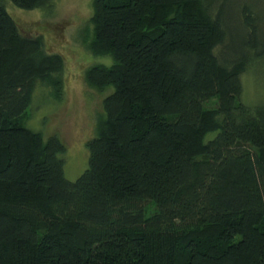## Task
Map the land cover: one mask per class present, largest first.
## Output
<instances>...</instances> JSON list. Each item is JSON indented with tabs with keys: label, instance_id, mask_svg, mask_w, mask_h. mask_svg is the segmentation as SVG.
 <instances>
[{
	"label": "trees",
	"instance_id": "obj_1",
	"mask_svg": "<svg viewBox=\"0 0 264 264\" xmlns=\"http://www.w3.org/2000/svg\"><path fill=\"white\" fill-rule=\"evenodd\" d=\"M50 2L0 0V264H264V105L238 79L256 17L230 39L225 0H92L86 49L110 64L84 81L111 92L69 182L63 144L18 123L60 58L5 8Z\"/></svg>",
	"mask_w": 264,
	"mask_h": 264
},
{
	"label": "rangeland",
	"instance_id": "obj_2",
	"mask_svg": "<svg viewBox=\"0 0 264 264\" xmlns=\"http://www.w3.org/2000/svg\"><path fill=\"white\" fill-rule=\"evenodd\" d=\"M91 1L51 0L46 8L30 11L16 10L5 4L23 35L40 36L44 51L60 58L61 67L51 76L56 87L47 78L36 79L28 108L18 123L40 134L43 140L54 136L63 144L64 152L58 158L62 162L63 178L69 182L86 169L85 144L93 136L102 100L111 92L110 88L97 92L84 81V72L89 67L110 64L109 59L93 57L86 49V35L91 31L88 23ZM242 6H246L258 22V55L238 77L239 101L245 106L264 105V0H225L224 23L226 37L230 39L239 34L237 12ZM212 136L213 133L208 134L204 141Z\"/></svg>",
	"mask_w": 264,
	"mask_h": 264
}]
</instances>
